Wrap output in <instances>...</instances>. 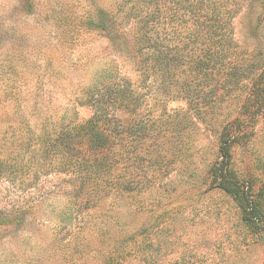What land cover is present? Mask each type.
<instances>
[{"label":"trees","instance_id":"trees-1","mask_svg":"<svg viewBox=\"0 0 264 264\" xmlns=\"http://www.w3.org/2000/svg\"><path fill=\"white\" fill-rule=\"evenodd\" d=\"M87 4L80 15L59 17L54 37L74 41L83 29L110 50L100 53L102 64L90 76L86 62L65 105L46 96L49 78H36L33 118L21 115L18 135L10 136L14 146L0 162L4 180L35 188L41 177L63 176L55 185L63 206L51 210V219L67 230L64 248L79 255L71 264H87L83 254L122 264L140 252L135 238L163 216L152 207L160 208L164 194L182 182L224 193L245 228L264 236V188L254 192L232 160L264 117V51L236 42L235 0ZM120 61L129 64L128 75ZM174 100L186 109L166 111ZM81 106L91 110L83 121Z\"/></svg>","mask_w":264,"mask_h":264},{"label":"rangeland","instance_id":"rangeland-1","mask_svg":"<svg viewBox=\"0 0 264 264\" xmlns=\"http://www.w3.org/2000/svg\"><path fill=\"white\" fill-rule=\"evenodd\" d=\"M235 3L236 42L249 51H264V0ZM87 7V0H0V162L14 146L10 136L18 135L21 115L30 121L33 118L36 78H49L46 96L55 105H65L77 93L76 83L85 74L86 62L90 76L102 64L100 53L110 50L104 39L83 29L74 41L54 37L53 23L59 17L73 11L80 15ZM119 65L128 75L129 64L120 61ZM165 108L172 112L186 106L174 100ZM76 111L79 121L91 115L86 106ZM153 111L157 114L159 108ZM232 160L238 174L252 179L254 192L264 188V117L259 118L247 143L234 148ZM62 179V175L41 177L34 188L6 182L0 173V264H71L79 258L64 248L67 230L51 219V210L63 206L64 195L55 186ZM189 181L194 183L195 178ZM173 187L164 194L167 199L160 208L152 207L163 215L158 225L135 238L142 250L122 264H264V236L245 228L231 198L218 190L204 191L205 187L189 189L183 182ZM83 258L89 260L87 264H99L86 254Z\"/></svg>","mask_w":264,"mask_h":264}]
</instances>
